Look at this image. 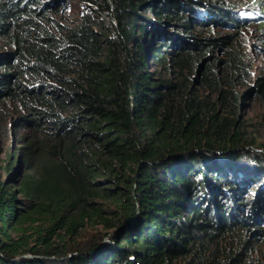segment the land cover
Instances as JSON below:
<instances>
[{
  "label": "trees",
  "instance_id": "trees-1",
  "mask_svg": "<svg viewBox=\"0 0 264 264\" xmlns=\"http://www.w3.org/2000/svg\"><path fill=\"white\" fill-rule=\"evenodd\" d=\"M77 1L0 0V264H264L239 4Z\"/></svg>",
  "mask_w": 264,
  "mask_h": 264
},
{
  "label": "rangeland",
  "instance_id": "rangeland-1",
  "mask_svg": "<svg viewBox=\"0 0 264 264\" xmlns=\"http://www.w3.org/2000/svg\"><path fill=\"white\" fill-rule=\"evenodd\" d=\"M239 4L240 9H238V14L241 17H245L249 19V22L245 23L243 30V38L242 42L246 46V50L250 53V61L253 63L252 77L256 78L259 74L264 73V60L262 59V44L261 38L264 36V31L258 28L257 23L260 19L264 18V0H232ZM67 14L69 16V20L71 23H77L80 14L81 7L77 0H71ZM228 30L219 29L216 30L218 33H224ZM242 112L247 115L248 118L257 119L258 115L261 112V106L257 103L256 100H246L241 106ZM5 138L0 135V164H3V160L7 158V154L9 153V148L14 144L12 138H8L4 143ZM8 178V172L2 168L0 165V181H5ZM262 186L264 183H258ZM253 188H256L255 185ZM97 227L89 228L86 234H90L94 232Z\"/></svg>",
  "mask_w": 264,
  "mask_h": 264
},
{
  "label": "water",
  "instance_id": "water-1",
  "mask_svg": "<svg viewBox=\"0 0 264 264\" xmlns=\"http://www.w3.org/2000/svg\"><path fill=\"white\" fill-rule=\"evenodd\" d=\"M210 59V57L206 58L202 64L200 65L198 71H197V74H196V77H195V83L198 84L200 82V78H201V75H202V72L204 71V68H205V65H206V62Z\"/></svg>",
  "mask_w": 264,
  "mask_h": 264
}]
</instances>
